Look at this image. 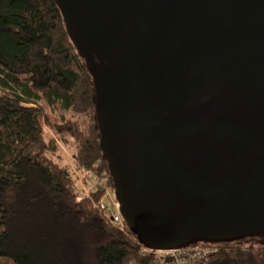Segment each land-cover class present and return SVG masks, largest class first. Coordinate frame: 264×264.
Returning a JSON list of instances; mask_svg holds the SVG:
<instances>
[{
	"label": "water",
	"instance_id": "water-1",
	"mask_svg": "<svg viewBox=\"0 0 264 264\" xmlns=\"http://www.w3.org/2000/svg\"><path fill=\"white\" fill-rule=\"evenodd\" d=\"M149 250L264 236V0H56Z\"/></svg>",
	"mask_w": 264,
	"mask_h": 264
},
{
	"label": "trees",
	"instance_id": "trees-1",
	"mask_svg": "<svg viewBox=\"0 0 264 264\" xmlns=\"http://www.w3.org/2000/svg\"><path fill=\"white\" fill-rule=\"evenodd\" d=\"M100 144L93 78L56 0H0V264H88L85 229L104 238L95 264L170 260L101 206L114 178ZM244 238L192 243L204 251L189 264H264V241Z\"/></svg>",
	"mask_w": 264,
	"mask_h": 264
},
{
	"label": "built area",
	"instance_id": "built-area-1",
	"mask_svg": "<svg viewBox=\"0 0 264 264\" xmlns=\"http://www.w3.org/2000/svg\"><path fill=\"white\" fill-rule=\"evenodd\" d=\"M113 195H114V189H113ZM105 198H106V194H103L101 196V200H102L101 206L105 210L109 211L111 220L114 222V224L119 228H122L123 226H125V223L119 212V204L115 199V196L113 200H111V202H107ZM149 251H154L157 254H159L161 257L170 258L168 262L165 263L157 262L156 264H189L196 261L197 258L203 254L204 249L198 245L195 246L191 245L179 249L149 250Z\"/></svg>",
	"mask_w": 264,
	"mask_h": 264
},
{
	"label": "rangeland",
	"instance_id": "rangeland-1",
	"mask_svg": "<svg viewBox=\"0 0 264 264\" xmlns=\"http://www.w3.org/2000/svg\"><path fill=\"white\" fill-rule=\"evenodd\" d=\"M62 149H63V152L65 154L66 160L68 161L69 164H72L70 152L65 147H62ZM79 183H80L81 188L78 191V195H79V197H82L87 193V191H88L87 185H91V181L83 185L82 184L83 181L79 180ZM104 194H106L105 200H107V202H111V200H113V198H114L113 190H108ZM81 235H82V240L84 243V246H83L84 249L83 250H84L85 261L88 264H95L97 262L95 247L98 243L103 241L104 238L100 234H97V235L90 234V232L87 229L82 230ZM260 240L264 241V238L248 237V238L243 239L244 242H248V241L257 242Z\"/></svg>",
	"mask_w": 264,
	"mask_h": 264
}]
</instances>
